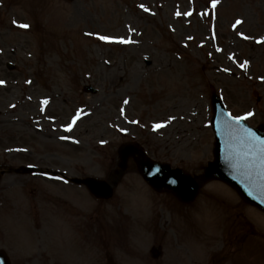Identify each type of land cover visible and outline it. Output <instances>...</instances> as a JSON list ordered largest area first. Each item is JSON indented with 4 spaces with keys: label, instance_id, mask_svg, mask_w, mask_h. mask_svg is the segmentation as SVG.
Instances as JSON below:
<instances>
[{
    "label": "rangeland",
    "instance_id": "1",
    "mask_svg": "<svg viewBox=\"0 0 264 264\" xmlns=\"http://www.w3.org/2000/svg\"><path fill=\"white\" fill-rule=\"evenodd\" d=\"M211 3L0 0V79L9 85L0 88V167L34 164L108 180L120 145L138 141L153 159L200 173L214 158L212 88L236 114L249 106L264 112V87L258 89L262 102L252 94L264 75V43L246 37L264 22V0H220L210 9ZM237 19L243 23L233 27ZM245 61L253 78L238 70ZM90 84L98 93L83 90ZM40 98L52 102L44 117ZM77 115L84 117L75 131L60 129ZM45 178L11 173L1 179L0 248L12 264H106L109 256L140 264L137 258L149 260L143 252L154 239L142 226L146 221L151 230L160 212L175 211L180 228L199 226L200 237L192 233L191 240H217L240 211L253 219L254 230H264L258 210L225 183L210 181L184 208L154 192L132 159L110 202ZM258 252L253 246L252 254Z\"/></svg>",
    "mask_w": 264,
    "mask_h": 264
},
{
    "label": "water",
    "instance_id": "2",
    "mask_svg": "<svg viewBox=\"0 0 264 264\" xmlns=\"http://www.w3.org/2000/svg\"><path fill=\"white\" fill-rule=\"evenodd\" d=\"M217 100L215 96L214 102L217 103ZM213 125L216 131V160L211 162L201 175L192 177L181 169H171L167 164L153 162L136 144H126L119 150L120 162L110 179L111 182L94 178L74 181L85 183L96 196L106 197L111 194L113 185L126 169L128 159L135 156L138 169L153 186L157 189L172 190L186 201L195 197L203 182L211 177H218L238 189L245 199L264 208V144L260 143L264 141V131L251 130L240 122L231 121L219 107ZM28 170L30 168L14 171ZM0 264H10L3 250H0Z\"/></svg>",
    "mask_w": 264,
    "mask_h": 264
},
{
    "label": "flooded vegetation",
    "instance_id": "3",
    "mask_svg": "<svg viewBox=\"0 0 264 264\" xmlns=\"http://www.w3.org/2000/svg\"><path fill=\"white\" fill-rule=\"evenodd\" d=\"M238 233L237 227L230 226L214 241H190L187 231L180 241L154 239L148 249L151 264H253V254L244 250L246 242L238 240Z\"/></svg>",
    "mask_w": 264,
    "mask_h": 264
},
{
    "label": "snow or ice",
    "instance_id": "4",
    "mask_svg": "<svg viewBox=\"0 0 264 264\" xmlns=\"http://www.w3.org/2000/svg\"><path fill=\"white\" fill-rule=\"evenodd\" d=\"M219 3H220V0H212V7L213 8L217 7V5ZM140 7L143 8L144 5L142 4V5H140ZM186 14H188V13H186ZM177 15H179V13H177ZM242 23H243V21L237 19L236 22H235V25H233V27H235L236 25H240ZM20 27H23V28H26L27 29V28L30 27V25H28V24H21ZM89 35H91V33H89ZM241 35H243V33H241ZM99 39L105 40V41H111V40H113L115 38L114 37H111V36L100 35L99 36ZM121 42H126V41H124L123 38H121ZM258 42H264V36L260 37V40ZM247 64H248V61H245L244 63H242L240 65V67L241 68H244V67L247 66ZM261 79H264V77H261ZM2 83H4V81H0V84H2ZM45 103H47V101H45ZM229 115H231V114H229ZM253 115H254V113L252 111H249V112H247L245 114L244 117H235V119H247L248 117H252ZM156 127L159 128V127H161V125L158 124V125H156ZM260 143L261 144H264V141H260Z\"/></svg>",
    "mask_w": 264,
    "mask_h": 264
}]
</instances>
